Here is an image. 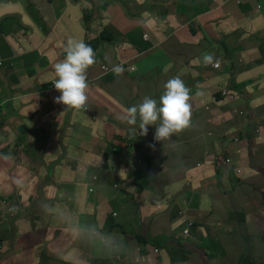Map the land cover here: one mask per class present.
Masks as SVG:
<instances>
[{
  "label": "crops",
  "instance_id": "1",
  "mask_svg": "<svg viewBox=\"0 0 264 264\" xmlns=\"http://www.w3.org/2000/svg\"><path fill=\"white\" fill-rule=\"evenodd\" d=\"M119 1L129 4L128 0H0V60L4 61L0 103L7 101L0 109V167L8 158L13 161L8 193L12 212L0 211V264H27L32 257L42 264H129L131 260L140 264H260L264 208L250 211L244 223V229L250 230L240 232L238 222L225 220L224 193H210L232 179L255 180L263 187L264 206V128L248 131L264 117V1L262 9L255 11L253 0L239 4L196 0L193 6L204 11L189 21L184 6L175 0L164 24L172 27L170 37H162L156 27L142 33L147 35L146 41L141 37L143 47L128 51L118 43L124 40L123 26H148L151 12L134 16L142 10H130L123 21L99 13L100 8L117 9ZM103 3L107 4L101 7ZM102 17L119 36L110 39L101 37L106 31H93L101 41H97L96 56L105 62L111 54L113 65L125 62L134 72L119 77L111 74L90 89L87 103L97 121L92 123L83 112L56 102L58 90L41 97L27 96L56 79L54 64L63 55L60 50L69 38L83 37L80 19H98L94 22L102 24ZM198 27L203 29L200 35ZM227 34L230 49L225 46ZM175 40L178 44H169ZM197 43L202 45L199 50L194 48ZM106 45L111 47L104 56ZM218 45L225 55L222 59ZM203 54L214 55L210 65L201 62ZM215 63L222 69H211ZM97 70L98 66H91L87 76H95ZM174 77L190 90L193 126L172 137L171 144L162 145L154 140L155 126H148L147 135L140 136L121 117L145 96L159 103L163 85ZM223 89L235 92L233 102L216 94ZM11 97L15 99L8 100ZM242 111L246 119L236 116ZM49 136L56 140L49 141L53 145L47 151L35 148L43 164L30 167L33 145L26 138L45 145ZM152 141L155 148L149 147ZM14 150L24 154L20 163L14 161ZM43 152H50L53 159L46 160ZM225 158L232 160L231 167L222 165ZM234 168L240 172H233ZM190 192L196 193L205 209L194 206ZM216 196L219 206L213 207L207 200ZM44 205L56 207L54 211L70 209L69 223L46 212ZM183 210L185 219L193 221L187 236L182 233L187 221L178 216ZM98 230L115 233L122 249L113 254L103 251L100 241L104 238ZM77 232L93 242L77 239ZM210 234L219 242L207 241ZM246 234L257 238L253 248L259 255H252L248 243L240 245L238 239ZM139 237L147 239L137 248L146 245L147 252L130 249ZM151 240L156 246L148 244ZM18 253L27 262H20Z\"/></svg>",
  "mask_w": 264,
  "mask_h": 264
},
{
  "label": "rangeland",
  "instance_id": "2",
  "mask_svg": "<svg viewBox=\"0 0 264 264\" xmlns=\"http://www.w3.org/2000/svg\"><path fill=\"white\" fill-rule=\"evenodd\" d=\"M129 4L125 1H119V3L116 5L117 9H112V8H100L99 9V13H101V15L105 16L106 19L109 18H114V17H120L121 21L124 20L125 15H127V13L131 10V12L135 11V10H142L139 11L138 13H136L134 16L140 14L143 11H148L151 12V16L147 19V24L148 26H135L133 28L132 24H128L126 23L125 26H123V31L125 33V35H122L121 39L124 40H120L118 43H120L123 47H124V51H128L129 49H134V48H140L143 47V43L141 42V37L143 36L142 33L146 32V31H150L152 32L153 30L156 29V27L159 29V31L162 34V37H170L169 36V32L170 29L172 28L171 25L170 26H165L164 24L167 22V18L166 15L170 14V8L172 7L173 4H175V0H148L147 3L145 4H141V3H135V0H128ZM177 2H179L180 7H183V10H186V16L187 19L189 21H192L194 19H197L199 14H201L204 9L200 8V7H196L193 6L194 4L197 3V1L195 0L194 2H192L191 0H178ZM176 2V3H177ZM107 3H103L102 5L100 4L101 7H104ZM133 5V8L131 7ZM103 12V13H102ZM156 15V16H155ZM103 19V23L99 24L98 22H94L97 21L93 20V21H86L85 19H80V22H82V29H83V37L79 40H83L85 43H88L90 41L87 40H91L95 41L97 40L98 42H101L99 37L97 38V36L92 35V32H96L98 31L97 29H101V31H106L104 32L101 37H109L110 39H113L114 35L119 36V33L116 31V29L114 28V26H112L109 22L106 23V19H104V17H102ZM94 22V23H93ZM133 22V21H132ZM151 22L155 23L156 26H152L153 24H151ZM197 32L200 35L201 33H203V29L202 27H198L197 28ZM228 38V42L226 43V48L230 49V34L226 35ZM119 40V39H116ZM209 42H212L213 39L209 38L208 39ZM169 44L174 45V44H178V42L175 41H171L169 42ZM187 46H190V44H186ZM111 45H106L105 46V51H104V56H106L107 52L110 51ZM202 45L201 43H197L195 45V49L199 50V48H201ZM220 47V49H218ZM65 48V47H64ZM217 50L220 57L219 58H223L224 52L221 49V45L217 46ZM60 59L57 62L62 61L65 58V52L64 49L60 50ZM207 54H203L201 56V62H205L204 57ZM212 59L211 62L215 59L214 55L209 54ZM106 61L104 62L103 60H101L99 62V64L97 65L99 67V70H97V73L95 74V76L90 77L87 76V82H88V90H87V95H88V101H89V97H90V89L95 87L96 83H101L103 80H105L107 78V76H109L110 74H114L112 72V67L111 65H113L114 63L112 61H110L111 54H108L106 56ZM157 60V59H155ZM56 62V63H57ZM211 62H208L206 64L210 65ZM55 63V64H56ZM54 64V66H55ZM227 69V68H226ZM127 73L125 70L123 72V74ZM112 87H114V84H111ZM120 90H122V87L119 86L118 87ZM138 88V87H137ZM151 90H154L153 87H151ZM11 99H15V97H11L8 100ZM5 102V103H4ZM2 102L0 109L2 108V105L6 104L7 101ZM88 105V103H87ZM245 106H241L240 108L243 110ZM81 112H83V110H79ZM2 113L4 115L7 116V110L3 109ZM16 123V122H15ZM48 141H46V144L44 145L43 142L39 141V140H34L31 139L29 137L26 138V142H28L29 144L33 145L32 146V153L29 155L30 156V162H28V165L30 167L35 166L36 164L42 163V158L39 154V152L37 150H35V148H37L39 151H47L54 143V141L56 140V138H52V137H47ZM223 138L226 140L227 137L223 136ZM52 141V142H49ZM22 146H25V143H21ZM15 159L14 161L16 163H20L21 159L24 157V154L21 151H15ZM44 158L46 160L51 161V159H53V155H51V153L49 152L48 154H46L45 152H43ZM0 157H2L0 155ZM13 161L12 159L8 158V160H6V162L4 164H2V166L0 167V211H3L5 213H7V215H9L12 212L11 209V202H9L10 197L8 196L9 188L12 184L11 182V176L9 175V167L12 165ZM233 163V162H232ZM43 164V163H42ZM15 165V164H14ZM141 165H142V161H141ZM54 164L52 165V168H54ZM15 169H17V166L15 165ZM237 170H239L238 172H236ZM131 172V171H130ZM233 172L239 173L240 169L239 168H234ZM98 177L100 180L104 179V176L102 174V172L98 173ZM262 186L260 185L259 181H249L247 183H241L240 179H232L229 180V182L225 185L222 184H218L216 187H214L210 193L211 196H215V195H222V192L224 193V195L226 196V200H227V204L222 208L223 212L225 213L226 217V221H236L238 222V227L239 230L237 231H245L247 232L248 230H250V228L244 229V223L247 220V216L248 214H250V211H255V210H259L261 208H264L263 204H262V200H261V190H262ZM137 189V187H136ZM211 188L208 187L207 191L210 192ZM190 196L193 198L194 201V206L195 207H201L203 209H205L204 205H201L199 200L196 198V193L194 192H190ZM208 203H210L213 207L215 206H219V196H216L214 198L210 200H207ZM118 209V208H116ZM177 210V205L174 204L173 205V211L176 212ZM219 209L214 208L212 211L213 212H218ZM205 223L207 222V218L204 221ZM133 222L131 221L130 223H128V225H132ZM211 225V224H209ZM106 230H108V228H106ZM224 230V228H223ZM140 239L135 240L133 245L130 247L131 250H135L137 248V246L139 245V242L146 240L147 238L144 237H139ZM212 241H218L219 242V238L217 237V239L214 236H211V234L208 236V240ZM245 238L247 240H245ZM240 245H243L244 243H248V250H251V253L253 255V253H256L257 255H259L257 253V251L253 248L254 243L257 241L256 237H252L246 234V236L244 237H240L239 239ZM201 241L203 242V246H204V242H205V238L201 239ZM260 241L264 244V233L262 235V237L260 238ZM260 243V244H262ZM262 244V245H263ZM210 245H207L206 247H209ZM246 253H249L248 251H246ZM130 258V257H128ZM18 260L20 262H27L25 260V256L22 253H18ZM40 259L38 257H32L31 261L27 264H40L39 263ZM260 264H264V256L262 257V259L259 261ZM76 264H80V263H76ZM89 264H97V262H93V263H89ZM129 264H140L138 262H136L135 260H131L129 262Z\"/></svg>",
  "mask_w": 264,
  "mask_h": 264
},
{
  "label": "clouds",
  "instance_id": "3",
  "mask_svg": "<svg viewBox=\"0 0 264 264\" xmlns=\"http://www.w3.org/2000/svg\"><path fill=\"white\" fill-rule=\"evenodd\" d=\"M254 10L258 11L255 7ZM98 36L99 35H97V38ZM143 36H146V38H143ZM143 36L142 39L146 41L147 35L144 34ZM87 41H92V39ZM64 52L65 58L62 61L57 62L54 66L56 79L51 80L50 83L43 89L33 90L27 93V96L41 97L47 95L51 91L54 92L58 90L60 95L56 97V102L66 105L67 108L83 110V113L87 115L89 121L94 123L97 121L98 117L96 112L91 111L90 105H87V90L89 87L87 82V70L91 66L96 68L101 61L95 53H98V51H94L93 48L86 44L83 40L69 38L66 42ZM211 59L212 57L210 55H205L204 57L206 63L211 62ZM3 64L4 61L0 60V66ZM111 66H113L111 69L112 72L117 77L122 76L124 70L127 73L134 72V68L128 66L125 62H117L115 65ZM210 67L213 70L222 69V67H219L218 63L212 64ZM163 87L165 90L159 97V103L156 99L151 98L150 96H145L141 103L129 107L127 112L121 117L122 122L132 126V131L134 133H138L140 136L147 135L148 126H155L154 140L160 142L162 145L165 142H169V144H171L173 142L172 137L193 126L191 119L192 110L189 103L190 90L184 82L179 77H174L166 81ZM222 92H226L228 96L222 97ZM216 94L227 102H233L235 100V92L232 90L223 89L218 91ZM1 104L2 103H0V106ZM236 113V116L246 119V112L242 111ZM138 119L139 125L137 128L136 125ZM260 128H264V117L257 121L254 129L252 128L248 131L252 132V130H255L257 132ZM232 140L237 141V139L233 138ZM155 141H152V144H150L149 147L155 148ZM100 163L101 157L98 161L99 166ZM137 164L141 165L140 159L137 160ZM222 165L228 168L231 167L233 163L231 160V164L226 165L224 161V164ZM238 171L239 170L236 172ZM92 180H95V177H93ZM92 191L93 189L90 188L89 192ZM55 208L56 207L51 205H44V210L46 212L68 224L69 221L67 217L71 215V210L60 209L59 211H54ZM113 216H115V214H113ZM178 216L180 219L187 221L182 231L183 235L187 236L189 227L192 226L193 221L185 219L186 211L184 210L179 211ZM184 231H186V233H184ZM99 235L104 238L100 241L103 245V251L113 254L122 249L121 241L115 233L99 231ZM76 237L77 239L87 241L89 243L93 242L92 238L85 236L82 232H77ZM148 244L150 246H156V243L153 240L149 241ZM147 251L148 248L146 245L136 249V253ZM153 251L156 253L158 249H154Z\"/></svg>",
  "mask_w": 264,
  "mask_h": 264
},
{
  "label": "built area",
  "instance_id": "4",
  "mask_svg": "<svg viewBox=\"0 0 264 264\" xmlns=\"http://www.w3.org/2000/svg\"><path fill=\"white\" fill-rule=\"evenodd\" d=\"M213 1H215V0H213ZM230 1L234 2L235 4H239V3L241 2L240 0H221V3H222V4H225V3H228V2H230ZM263 1H264V0H263ZM253 2H254V7H255V9L258 10V11H260V10L262 9L261 0H253ZM143 38H146V36H143ZM221 96H222V97H226V96H228V95H227L226 92H222V93H221ZM225 164H226V165H230V164H231V160H230L229 158H226V159H225ZM184 233H186V231H184Z\"/></svg>",
  "mask_w": 264,
  "mask_h": 264
},
{
  "label": "trees",
  "instance_id": "5",
  "mask_svg": "<svg viewBox=\"0 0 264 264\" xmlns=\"http://www.w3.org/2000/svg\"><path fill=\"white\" fill-rule=\"evenodd\" d=\"M86 44L90 45L93 48L94 51L99 48L97 41H90V42H88ZM139 191L141 192V190H139ZM40 264H42V263H40Z\"/></svg>",
  "mask_w": 264,
  "mask_h": 264
}]
</instances>
